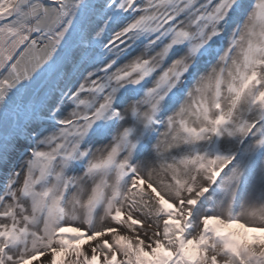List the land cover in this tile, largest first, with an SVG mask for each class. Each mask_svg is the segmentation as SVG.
Wrapping results in <instances>:
<instances>
[{
	"label": "snow or ice",
	"instance_id": "1",
	"mask_svg": "<svg viewBox=\"0 0 264 264\" xmlns=\"http://www.w3.org/2000/svg\"><path fill=\"white\" fill-rule=\"evenodd\" d=\"M0 264H264V0H0Z\"/></svg>",
	"mask_w": 264,
	"mask_h": 264
}]
</instances>
